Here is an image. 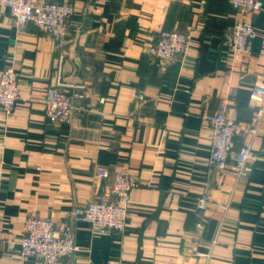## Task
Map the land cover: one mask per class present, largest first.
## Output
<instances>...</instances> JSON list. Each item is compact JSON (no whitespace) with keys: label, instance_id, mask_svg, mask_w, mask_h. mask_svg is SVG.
<instances>
[{"label":"crops","instance_id":"obj_1","mask_svg":"<svg viewBox=\"0 0 264 264\" xmlns=\"http://www.w3.org/2000/svg\"><path fill=\"white\" fill-rule=\"evenodd\" d=\"M45 1L73 8L61 42L20 30L0 4V74L21 73L13 117L0 105V264H44L10 246L31 215L73 226L80 250L67 264H264V104L251 101L264 80V4L241 15L229 0ZM240 18L257 36L236 61L228 39ZM160 28L190 35L173 62L154 56ZM57 83L75 97L69 123L45 115L43 95ZM222 103L238 108L243 128L259 111L256 134L240 131L229 157L251 142L256 160L242 179L210 163L204 117ZM122 170L139 181L125 230L76 221V207L117 200Z\"/></svg>","mask_w":264,"mask_h":264},{"label":"built area","instance_id":"obj_2","mask_svg":"<svg viewBox=\"0 0 264 264\" xmlns=\"http://www.w3.org/2000/svg\"><path fill=\"white\" fill-rule=\"evenodd\" d=\"M232 7L240 12L261 10L264 0H229ZM0 4L8 9L16 26L22 30L34 25L51 37L61 42L66 36L67 23L71 16L70 5L64 2H50L45 0H0ZM231 34V35H230ZM231 48L235 59H239L240 52H245L252 47L256 39L253 28L245 23L238 22L232 27L230 33ZM190 36L187 33L163 29L157 43L156 54L162 60H173L186 53ZM21 73L11 67L0 74V104L9 118L15 112L17 101L21 92ZM61 83L49 87L44 95V104L51 120L69 121L73 103L61 91ZM236 94V91H233ZM251 101L260 108L264 104V80L257 81L251 90ZM259 112V111H258ZM258 112L251 122L250 134H255L258 123ZM205 118V117H204ZM216 131L214 146L211 151V162L217 166L221 173L229 170L228 157L231 147L234 148V134L240 112L238 108L221 104L216 115L207 116ZM231 172L238 177L245 178L251 171V156L248 144L238 149ZM105 174V173H104ZM241 178V179H242ZM136 185L135 179L128 172H118L114 178V192L118 201L114 203L98 202L91 204L86 209H78V219L89 223L93 229L105 232L112 228L122 230L129 214L127 204L129 191ZM206 202L200 201V208H206ZM28 234L22 243L23 255L35 256L47 264H56L59 257L71 256L76 247L74 233L71 228H66L62 235L55 232L52 221L29 219Z\"/></svg>","mask_w":264,"mask_h":264},{"label":"bare ground","instance_id":"obj_3","mask_svg":"<svg viewBox=\"0 0 264 264\" xmlns=\"http://www.w3.org/2000/svg\"><path fill=\"white\" fill-rule=\"evenodd\" d=\"M66 4H68V3H66ZM68 5H70V4H68ZM3 6V5H2ZM70 7H71V16H72V13H73V8H72V6L70 5ZM262 9H263V7H262ZM261 9V10H262ZM261 10H258V11H254V12H252V11H242L241 12V15H245V14H258ZM238 11V10H237ZM240 12V11H239ZM71 16H70V18H71ZM70 18H69V20H70ZM69 20H68V23H67V29H66V36H65V38L63 39V40H65L66 39V37H67V34H68V29H69ZM238 22H245V23H247V24H249L252 28H253V30L255 31V33H256V30H255V28L253 27V25L249 22V21H247L245 18H240L238 21H236V23L234 24V26L238 23ZM233 26V27H234ZM25 29V28H24ZM232 29V28H231ZM162 28H160V30H158V33H159V37H160V34H161V32H162ZM231 31V30H230ZM183 33H185V32H183ZM188 34V33H187ZM231 35V34H230ZM230 35H229V39H228V41H229V46H230V49H231V54H232V57H233V59L234 60H236V61H238V60H240L241 59V57H244V56H246L247 54H249L250 53V50H251V48L252 47H250V49L248 50V51H245V52H240V54H239V59H235V57H234V53H233V50H232V48H231V42H230ZM190 36V35H189ZM256 36H257V33H256ZM62 40V41H63ZM158 41H159V39H158ZM158 43V42H157ZM189 44H190V39H189ZM189 46V45H188ZM187 50H188V48H187ZM156 51H157V44H156V47H155V49H154V56L160 61V62H164V63H170V62H173V61H175L176 60V58L175 59H173V60H162V59H160V58H158V56H157V54H156ZM187 52V51H186ZM184 55V54H183ZM3 73V72H2ZM58 84V83H57ZM62 86V85H61ZM51 87V86H50ZM48 89V88H47ZM46 89V90H47ZM45 90V91H46ZM61 91H62V93L66 96V97H68V98H70L71 99V101H72V103H73V107H72V110H71V118H70V120L69 121H64V120H51V118L48 116V113H47V109L45 108V115H46V118H47V120L49 121V122H51V123H69L72 119H73V113H74V110H75V108H76V102H75V97H69L64 91H63V89L61 88ZM20 94H21V92H20ZM20 98V97H19ZM19 100V99H18ZM104 100L105 99H101V102H104ZM44 102V101H43ZM1 105V104H0ZM45 105V104H44ZM226 105V104H225ZM2 107V106H1ZM3 109V108H2ZM5 113V112H4ZM6 114V113H5ZM217 114V113H216ZM216 114H211V115H216ZM207 116H210V115H207ZM206 116V117H207ZM206 117H205V121L211 126V128H212V131H213V135H212V144H211V151H212V149H213V146H214V140H215V136H216V131H215V127H214V125L211 123V122H209L207 119H206ZM238 125H237V128H236V131H235V134H234V137H233V140H235V137H236V135L240 132V131H245V133L247 134V135H249V136H254L255 134H256V132H257V126H256V132H255V134H250L249 133V129L251 128V126L252 125H250V127H247V128H243V127H241L240 126V123L238 122L237 123ZM244 144H248L249 145V149H250V156H251V161H250V165H251V168H252V164L254 163V161L256 160V155H254V153H253V151H252V144H251V142L250 141H245L243 144H242V146L244 145ZM241 146V147H242ZM232 148H233V145H232V147H231V150H230V154H229V157H230V155L232 154L231 152H232ZM239 151V150H238ZM238 151L236 152V154L238 153ZM210 154H211V152H210ZM236 154H235V157H236ZM211 156V155H210ZM229 157H228V165H229V170L230 171H228V172H226V174L227 173H229L230 175H233V177H237V178H242V177H238V176H236V175H234L233 174V172H231V169H232V167H234L235 165H236V161H235V158H234V161H233V163L230 165V163H229ZM210 163L214 166V167H216V169L218 170V171H220L218 168H217V166L215 165V164H213L212 162H211V159H210ZM119 172H128L127 170H122V171H119ZM118 173V172H117ZM129 173V172H128ZM130 174V173H129ZM131 175V174H130ZM132 176V175H131ZM114 178H115V176H114ZM134 179H135V183H136V185L133 187V188H130V191H129V195H130V192L132 191V189H134V188H136L138 185H139V181H138V179L137 178H135L134 177ZM113 183H114V180H113ZM112 192H113V195H115L116 197H117V200L116 201H110V202H108V201H93V202H90V203H88V204H86V205H84V206H80V207H76L75 209H74V211H73V216H74V218H75V220L76 221H79V222H81V223H84L85 225H88L90 228H91V230L92 231H94L95 233L97 232V233H102V234H106V233H122L124 230H125V226H126V223H127V221L129 220V218H130V210H129V208H128V204H127V212H128V214H129V218L127 219V221H126V223H125V226H124V228L122 229V230H116V229H112V228H109V229H107L105 232H101V231H99V230H95V229H93L92 228V226L89 224V223H86V222H83V221H81V220H79L78 219V216L76 215V211L78 210V209H86V208H88L91 204H93V203H98V202H105V203H107V204H109V203H114V202H117L118 201V196L116 195V193L114 192V184H112ZM201 202H203V203H205L206 202V207L208 206V202H207V200L206 199H203V200H201ZM128 203H129V201H128ZM200 205V204H199ZM200 207V206H199ZM223 207V206H222ZM205 209V208H204ZM29 219H39V220H48V221H52L53 223H54V225H55V232L57 233V234H59V235H62V233L64 232V230L66 229V228H71L72 229V231H73V235H74V245H75V247L77 248L76 249V251H74L73 252V254L71 255V256H66V255H64V256H61V257H59V259H58V261H57V263L56 264H67V262L65 261V260H69V259H73L75 256H76V254H77V252L80 250V248H79V246L77 245V243H76V238H75V229L73 228V226H71V225H65V226H63V227H59L58 226V224L52 219V218H42V217H38V216H33V215H31V216H28L27 217V219H26V221H25V223H24V235H23V237L20 239V241L18 242V243H14V242H11V244H10V246L11 247H13V248H16V245L18 246V248H17V252H18V254L20 255V257H22V258H35V259H37L38 261H40L41 263H44V264H47L46 262H44L43 260H41V259H39V258H37V257H35V256H32V255H23V253H22V243H23V240L26 238V236H27V234H28V230H27V225H28V220Z\"/></svg>","mask_w":264,"mask_h":264}]
</instances>
